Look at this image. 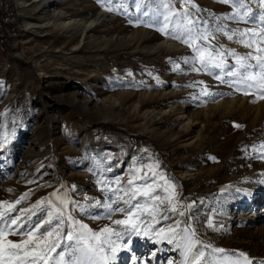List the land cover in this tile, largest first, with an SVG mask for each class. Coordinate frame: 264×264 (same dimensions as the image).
<instances>
[{"label":"rangeland","instance_id":"374dc122","mask_svg":"<svg viewBox=\"0 0 264 264\" xmlns=\"http://www.w3.org/2000/svg\"><path fill=\"white\" fill-rule=\"evenodd\" d=\"M41 1L22 8V16L39 21L38 13L49 14L58 5L42 7ZM168 2L177 12L187 10L201 30L215 36L209 43L225 50L233 49L217 27L229 34L264 27L258 18L264 8L254 0L244 3L255 23L227 19L236 8L221 0ZM63 6L71 16L99 13L101 20L92 21L84 37L55 21L33 32L20 30L0 51V201L14 203L28 193L11 213L27 226L45 217L49 205L41 204L31 220L22 210L45 198L58 203L51 197L56 192L69 201L67 212L75 221L95 231L106 225L120 230L112 220L123 214L106 215L104 205L115 199L109 189L145 173L146 181L134 182L163 185L162 175L175 186L179 203L192 207L178 209L185 211L183 217L165 213L170 219L154 227L176 220L181 228L191 225L200 241L191 264H215L211 250L217 248L234 258L243 252L252 264L264 262L262 93L221 83L215 79L219 69L202 68L192 48L157 31L153 17L164 11L161 0H65ZM109 6L114 10H106ZM226 63L234 66L235 58L227 56ZM218 100L229 102L214 104ZM186 113L194 119L187 120ZM155 194L165 195L162 188ZM131 240L110 264H178L181 258L182 248L155 235ZM200 252L204 255L197 259Z\"/></svg>","mask_w":264,"mask_h":264},{"label":"snow or ice","instance_id":"6c2138e0","mask_svg":"<svg viewBox=\"0 0 264 264\" xmlns=\"http://www.w3.org/2000/svg\"><path fill=\"white\" fill-rule=\"evenodd\" d=\"M221 2L232 3L236 8V14L228 16L227 19L255 23L257 17L244 0H221ZM258 3L261 8H264V0H258ZM161 6L164 11L159 12L157 17H153L159 25L157 31L192 48L197 53L202 68L211 66V68L219 69L220 74L216 75L215 79L221 83H228L229 86L236 87L238 91L242 90L241 86L243 89L255 88L262 93L259 98L264 99V27H260L259 30L255 28L232 30L231 34L217 27L216 31L223 32L229 41L236 39L238 43L246 48L254 49L256 53L254 55L253 51H249L241 56L235 50H225L223 45L219 47L211 45L209 40L215 39V36L206 27L201 30L198 27L201 22L192 19L187 10L183 12L173 10L168 0H161ZM192 6L195 7V5ZM136 7L141 10L142 5L137 3ZM241 9H244L242 15ZM106 10L114 9L109 6ZM143 15L147 16L149 13L144 11ZM258 18L261 24H264V11H261ZM197 41H203L206 46H198ZM227 56L235 58L234 66L226 63ZM249 60H254L256 63H249ZM176 68L179 70V65H176ZM225 68H231V70L225 72ZM225 75L234 79L226 81L223 79ZM204 91L208 94L206 89ZM244 94L247 95L248 91H244ZM261 147L264 148V145ZM149 170L152 171L151 166ZM135 171L139 172L140 169ZM153 175H156L154 171ZM135 179L146 181L148 175L145 173L142 177L134 176L128 179L126 185L109 189L115 199L109 198L110 203L104 205L108 219H111L116 212L123 214V219L112 220L113 225L121 226L120 230L106 225L95 231L88 225L75 221L67 212L69 201L58 197L56 192H53L51 197L56 198L58 203L45 198L37 201L31 208L22 210L29 214L28 219L31 220L41 204L47 201L49 205L45 217L38 218L27 226L22 222L21 216H12L11 213L16 211L15 206L26 199L28 193H24L14 203L0 201V264H110L121 247L129 248L133 235L138 237L155 235L160 239H166L169 244L175 243L177 248H186L187 252H191L193 245L200 243L193 239L195 230L191 225L181 228V220H176L174 224H169L166 228L157 229L154 225L159 224L161 219L169 220L170 217L165 214L167 212L185 216V211H178V209H190L192 205H181L175 193V186L162 175L160 180H163V185L155 180L151 183L136 184ZM115 183L119 185V178ZM158 188H162L165 195L155 194ZM138 197L145 199L141 202L137 199ZM133 201L136 202L133 203ZM121 203L124 206H119ZM113 205L117 207L113 208ZM164 205L166 207H162ZM65 224H67V231L64 230ZM209 225L211 226V221ZM125 235L128 237L127 240ZM10 236H18L20 239L13 240L9 238ZM214 251L223 253L224 249L217 248ZM66 255L71 256L72 259H66ZM203 255L204 253L200 252L197 259ZM239 256L244 258L245 264H252L247 254L241 252ZM235 264H239V261Z\"/></svg>","mask_w":264,"mask_h":264},{"label":"bare ground","instance_id":"6f19581e","mask_svg":"<svg viewBox=\"0 0 264 264\" xmlns=\"http://www.w3.org/2000/svg\"><path fill=\"white\" fill-rule=\"evenodd\" d=\"M38 1H41V0H30L29 2L25 1V0H18L19 5H20V7L18 8V11L21 13L20 10L22 8H26L31 3L38 2ZM64 2H65V0H46V1L42 0L41 1L42 7L53 5V4L54 5L58 4V5L52 6L51 8H49L50 9V13L48 12L49 14L42 15L41 13H38L36 19H38L39 21H37V20L31 21L28 19L30 16L27 14H24V17L22 16L23 19H22V23H21V29L25 30L26 32H33V31H35L36 28L47 27V25H49L50 23L55 21L59 27H65V26L68 27L71 25V27H74L75 30H78L79 34L83 35V37H84L87 30H89L90 25L92 24L91 23L92 21H94L96 23L100 22L101 19H100L99 13L94 14V15L89 16V17L71 16V14L67 10L64 9V6H63ZM254 3L256 5H259L258 0H254ZM21 15H22V13H21ZM86 22H88L89 24L85 25ZM221 36H222L223 41L226 43V45L228 47H231V49H233L237 52H241L244 55L246 53H248L249 51L254 50V49H249V48L244 47L242 44L238 43L236 39L229 41L227 39V37L224 38L225 35L223 34V32H221ZM22 42H24V41H22ZM253 54L255 55L256 53L253 51ZM43 74L47 75V72H44ZM74 102L77 103V101H75V100H74ZM228 102L229 101H224V100L219 101L218 100L214 104H216V105L220 104V105L226 106V104ZM77 104H79L82 107V109L87 108L86 103H77ZM259 108L260 107L258 106V104H256L254 106V109L256 111H258ZM180 112L182 114L184 112V110H181ZM185 117L187 120L194 119L191 114H187V113L185 114ZM2 201H4V200L2 199ZM193 239L197 240L196 235ZM198 250L199 249L195 246V244L193 245L191 252H187L186 248H182L181 258H180L178 264H191V262L193 261V258L197 255ZM211 255L214 258L215 264H235L236 261H239V264H245L243 257H240V258L231 257L229 255V253L226 252V250H224L223 253H220V252H216V251H214V249H212Z\"/></svg>","mask_w":264,"mask_h":264},{"label":"built area","instance_id":"2783aa9c","mask_svg":"<svg viewBox=\"0 0 264 264\" xmlns=\"http://www.w3.org/2000/svg\"><path fill=\"white\" fill-rule=\"evenodd\" d=\"M19 7L18 0H0V51L7 49L11 40L22 30L23 18Z\"/></svg>","mask_w":264,"mask_h":264}]
</instances>
